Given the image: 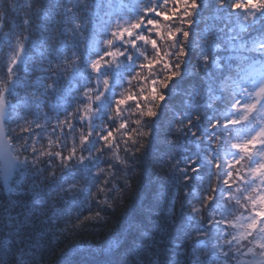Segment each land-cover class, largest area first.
Listing matches in <instances>:
<instances>
[{
    "label": "snow or ice",
    "instance_id": "1",
    "mask_svg": "<svg viewBox=\"0 0 264 264\" xmlns=\"http://www.w3.org/2000/svg\"><path fill=\"white\" fill-rule=\"evenodd\" d=\"M0 264H264V0H0Z\"/></svg>",
    "mask_w": 264,
    "mask_h": 264
}]
</instances>
